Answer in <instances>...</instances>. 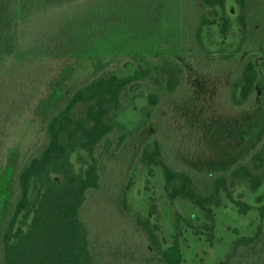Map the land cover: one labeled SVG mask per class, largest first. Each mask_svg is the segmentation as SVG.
<instances>
[{
    "label": "rangeland",
    "instance_id": "rangeland-1",
    "mask_svg": "<svg viewBox=\"0 0 264 264\" xmlns=\"http://www.w3.org/2000/svg\"><path fill=\"white\" fill-rule=\"evenodd\" d=\"M204 15L213 13L200 0H79L60 8L41 7L20 27L19 56L0 62V231L15 204L18 170L44 145L48 118L71 91L95 75L97 59L109 62V71L129 70L133 55L158 59L163 45L167 56L183 63V83L173 94L151 83H135L123 95L120 109L109 120L134 133L117 153L110 147L118 135L102 144L97 153L102 186L89 194L82 213L95 252L114 260L119 251L132 253L120 257L119 264H142L154 258L144 232L121 206L126 190L131 210L147 218L155 201L159 215L152 222L161 224L166 235L172 230V219L166 218L171 208L161 197L163 172L153 167L150 175L140 162L143 148L159 140L170 160L206 175L230 169L264 139V93L242 108L230 103L231 82L240 75L244 61L251 56L264 58L260 40L264 32L258 31L253 41L238 50L239 26L232 15L227 36L219 25H207L199 40L197 29ZM151 51L157 55L147 54ZM57 90L63 95L55 102ZM150 94L159 98L155 107L150 106ZM146 109L150 115L144 117ZM144 120L146 125L138 130ZM73 161L79 170L76 155ZM37 189L34 183L31 197ZM242 194L246 196L245 189L237 196ZM258 194L251 199L255 205L264 203V189ZM214 211L212 244L182 223L184 264H218L235 239L255 234L256 210L241 215L224 197L223 206ZM254 260L248 256L244 264H256Z\"/></svg>",
    "mask_w": 264,
    "mask_h": 264
},
{
    "label": "trees",
    "instance_id": "trees-1",
    "mask_svg": "<svg viewBox=\"0 0 264 264\" xmlns=\"http://www.w3.org/2000/svg\"><path fill=\"white\" fill-rule=\"evenodd\" d=\"M77 1L0 0V62L5 64L7 59L19 56L20 27L41 7L60 8ZM200 2L213 16L200 17L199 40L207 25H219L221 34L227 36L233 23L232 15L239 26L238 50L253 41L258 31L264 32V0ZM260 40L264 46V33ZM104 47L106 49V44ZM100 48L97 49L103 53ZM158 49L162 54L158 59L144 54L133 55L129 70L109 71L110 68L106 69L109 62L98 58L93 65L95 75L71 91L48 118L44 145L27 157L15 177V204L0 231V264H119L120 257L132 255L119 251L115 254L118 259L114 260L110 255L105 257L102 251L95 252L82 213L89 194L102 186L97 158L102 144L118 135L114 147H110L113 154L117 153L126 138L134 133L109 120L120 109L123 95L135 83H151L153 87L165 88L169 94L175 93L183 83V63L167 56L163 45ZM147 54L157 55L154 51ZM262 93L264 58L259 60L251 56L244 61L240 75L231 82L230 103L233 108H242L256 94ZM62 95V91L57 90L55 102ZM158 102V96L150 94V106L155 107ZM143 113L144 117L150 115L147 109ZM145 125L144 120L138 130ZM74 155L80 164L79 170L73 161ZM140 162L149 168L150 175L153 167L161 168L164 176L161 197L171 208V216L166 218L172 219V230L166 235L162 225L151 220L154 215H159L158 204L152 203L150 216L146 218L131 210L127 191H124L122 209L133 216L145 234L151 256L154 255L142 264H184L182 223L195 234L205 235L212 244L216 230L214 209L223 206L224 197L241 215L256 210L259 224L253 236L235 239L231 251L218 264H234L235 261L244 264L248 256H253L256 264H264V203L255 205L251 201L264 189V139L244 160L217 174L199 175L178 165L165 155L159 140L143 148ZM34 183L38 189L31 197ZM242 189L246 190V196L238 197ZM177 203L180 208H176Z\"/></svg>",
    "mask_w": 264,
    "mask_h": 264
}]
</instances>
